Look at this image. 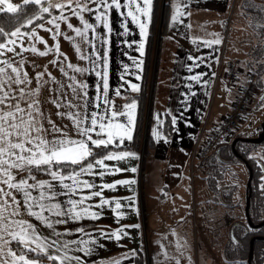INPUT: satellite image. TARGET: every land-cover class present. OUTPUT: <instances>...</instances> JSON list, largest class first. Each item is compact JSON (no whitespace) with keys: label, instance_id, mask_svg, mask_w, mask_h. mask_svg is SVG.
<instances>
[{"label":"crops","instance_id":"crops-1","mask_svg":"<svg viewBox=\"0 0 264 264\" xmlns=\"http://www.w3.org/2000/svg\"><path fill=\"white\" fill-rule=\"evenodd\" d=\"M234 1H172L171 17L161 41L156 67L152 125L155 147L149 156L145 157L143 153L135 151L111 152L108 155L118 154L121 158L105 159L106 167L95 165L89 174L80 173L76 177L81 182L87 181L93 187L84 188L81 184L77 188L72 180L63 181L64 184L73 185L74 193L61 187L60 182L54 180L46 171L43 170L41 174L34 167L31 173L21 171L15 176V181L29 175L35 176V180H28L29 184L37 181L53 184L51 190L29 189L33 197H38L42 191L56 194L54 199L41 201L50 209L53 205L60 204L59 210H67L72 208L69 201H80L89 197L76 208V211L88 208V213L81 212L79 218H71V214L56 215L58 210L52 209L42 212L47 220L45 222L30 215L22 206L21 214L11 216L9 222L23 220L35 228L39 240L31 242V247L37 248V244L45 243V237L49 244L56 241L55 247L46 248V251L58 257L56 261L59 264H135V251L167 246V241L163 242L161 238L162 234L172 237L173 246L185 247L181 236L186 200L190 193L193 152L199 138L214 132L217 125L229 114L236 94L232 91L230 103L226 104L228 99L226 100L223 92L219 95L218 106L214 107V103L211 105L217 59L221 56L228 26H231ZM119 2L122 7L118 9L115 6L101 7L100 0H97L88 8L91 11L85 9L81 12L77 9V14L74 11L64 13L49 20L51 23L47 21L32 31L20 30V35L3 42L7 49L0 48V53H3L0 61H8L13 67L20 66L32 81L28 87L38 89L37 98L42 113L39 120L44 128H52L48 123L50 120L68 138L85 140L86 137L78 134L76 120L82 121L81 128L89 127L92 119H96L98 123L128 125L129 115H119L115 120L111 116L112 112H123L130 114L132 119L131 139L123 136L121 141L114 136L113 143L108 146L119 147L132 142L137 106L129 109L128 105H136L129 100L139 92L153 0L150 18L140 16L141 22H146V34L127 15L128 11H134V6L123 7L129 4V0ZM178 6L183 15L173 20ZM141 7L144 5L141 4ZM62 16L66 19H61ZM81 16L83 20L80 19ZM85 22L93 25L94 30L85 31ZM57 24L59 28L56 27ZM69 24L73 27L69 28ZM75 28L84 31L85 35L77 36L73 30ZM9 40L15 43H9ZM33 48L37 51L33 52ZM40 51L47 54L41 56ZM0 67L6 66L0 63ZM74 68L81 71H74ZM6 71L9 75H15L11 68ZM39 73L44 74L42 81L35 78ZM132 85H136L138 91L133 90ZM227 87L230 88L229 85ZM12 90H15L14 85ZM27 99L30 102V98ZM116 102L123 104L118 111L115 109ZM8 103L15 104L17 101L10 99ZM19 103L21 108L27 107L25 100H20ZM57 103L62 106L57 107ZM70 115L74 119H70ZM167 117L172 123L169 136L165 133ZM96 131L99 132L100 129L97 127ZM107 131L120 130L113 128ZM45 135L48 140L64 138L55 131ZM89 135L96 140L105 138L96 132H90ZM88 147L105 148L103 145L96 147L91 141H88ZM44 166L48 165H41V168ZM81 168L71 172H79ZM15 171L13 169L14 173ZM60 174L67 173L60 171ZM124 180L134 183H119ZM112 184L115 185L114 188L105 187ZM0 187L12 192L17 201L25 203L22 193L8 189L6 185ZM95 193L99 195H94ZM199 198L201 202V197ZM3 199H8L9 204L12 203L7 197ZM103 200H108L109 203L102 204ZM117 201L121 205L118 209L115 207ZM32 211L40 212L41 209L32 208ZM49 223L51 227L48 226ZM4 239L9 243L4 247L3 241H0V261L4 264L25 263L16 253L15 258L9 255L10 252H15L11 245L17 240H12L7 235ZM80 249L91 251L85 254ZM36 251L40 252V249L37 248ZM182 260L184 261L179 259L176 263Z\"/></svg>","mask_w":264,"mask_h":264},{"label":"trees","instance_id":"trees-1","mask_svg":"<svg viewBox=\"0 0 264 264\" xmlns=\"http://www.w3.org/2000/svg\"><path fill=\"white\" fill-rule=\"evenodd\" d=\"M10 1L18 7V11L14 13L8 11L0 12V28L5 33L16 31L17 28L29 32L53 18L73 11V8L65 7L63 10L50 8L49 12H39L37 6L32 3L24 5L23 0ZM172 1L153 0L152 17L145 44L139 92L129 100L135 102L137 106V119L132 142L129 145L119 147H91V155L81 164H54L50 166L52 170L59 169L63 173H69L81 168L94 158L98 159L111 152L135 151L143 153L145 157L150 155L151 150L155 147L152 125L154 121L153 94L156 83V67L161 41L167 32L171 17ZM53 2L60 3L57 0H53ZM95 2L88 0L86 9L90 8ZM30 20L31 23H29ZM230 22L231 26H228L226 33V55L231 60L241 62L243 73L250 72L256 76L257 80L260 79L262 74H264V1L236 0ZM11 37L0 35V43ZM259 102H257V105ZM122 107V103H115L117 111ZM171 130L172 123L170 118L167 117L165 120V133L167 136L171 134ZM237 138L245 137L237 134L233 140L221 146L208 159L207 168L201 176L205 181L204 189L209 191L210 195L203 194L200 197L202 203H213L216 210L224 212L223 214L226 216L231 215L229 213L232 212L231 210L242 205L241 201L236 203L234 197L239 188V176L235 173L234 177L229 176L227 178L225 174L228 169L236 167L237 161L242 162L246 166L247 180L244 210H242V215H236L237 220L229 229L225 256L231 257L229 259L231 260L230 263L248 264L251 240L255 238L251 264H264V225H261L264 222V162L256 157L258 147L261 148V152L264 155V141L256 144L239 140L235 144V149H233V142ZM248 166H250L253 173L250 190L247 186L249 180ZM47 167L49 166H44L41 170H35L43 174V169ZM249 196V218L252 226L248 223L245 213ZM11 247L17 255H24L25 260L59 264L56 260L48 259L47 255L38 254L39 252L37 251H28L18 241H13ZM144 251L138 250L133 253L135 264H146Z\"/></svg>","mask_w":264,"mask_h":264},{"label":"snow or ice","instance_id":"snow-or-ice-1","mask_svg":"<svg viewBox=\"0 0 264 264\" xmlns=\"http://www.w3.org/2000/svg\"><path fill=\"white\" fill-rule=\"evenodd\" d=\"M95 2V0H92ZM32 3L37 6L39 12H49L50 8H57L63 10L65 7L72 8L71 0L69 3H54L53 0H23V4L27 5ZM88 0H76V6L80 8V11L83 12L87 8ZM101 7H112L121 8L119 0H100ZM141 4L144 7H141ZM152 0H129V4L123 5V7L134 6V11H128L127 15L132 18L133 21L139 24L141 31L145 32L146 22H141L140 16L150 18V10H151ZM0 5H4L2 10H6L8 12H17L18 7L14 6L10 0H0ZM91 11V9H88ZM74 14L75 10L73 9ZM106 15V14H105ZM183 13L180 11V7H177L176 16L173 17V20H176L179 16H182ZM42 18V17H41ZM61 19H66V17H60ZM83 20V17H80ZM100 19V17H97ZM51 23V21H49ZM31 23V20L29 21ZM59 28V25H56ZM69 28L73 26L71 24L68 25ZM85 31L87 29H93L94 27L91 24L84 23ZM77 36H84L85 32L81 31L79 28L73 29ZM110 30V29H109ZM20 29L17 28L16 31L5 33L2 28H0V35H8V36H18L20 35ZM146 34V32H145ZM219 41H215L218 43ZM9 43H15V41L9 40ZM141 49H143V44H141ZM0 48L7 49V45L0 43ZM11 51V49H8ZM33 52H36L37 49L33 48ZM47 53L40 51L39 55L43 56ZM3 55V53H0ZM83 58V57H82ZM6 67H0V185H6L8 189H15L17 192L22 193L25 203H21V201H17L16 197L12 194V192L7 191L4 187H0V241H3V246L7 247L9 243L8 240H5V235L10 236L12 240H17L20 244H22L28 251H36L37 248L40 249L38 254H44L48 256V259L56 260L58 257L50 255L47 253L46 248H53L56 245V241H52L50 244L47 243L48 238H44L43 244H37V248H33L30 246L31 242H35L39 240V234L36 233L35 228L31 224H27L23 220H11L9 222V218L11 216L20 215V208L23 206L25 211H27L30 215L37 217L38 219L45 220L43 217V211H51L52 209H57L55 212L56 215L64 216L71 214V218H79L81 216V212L87 214L88 208H84L81 211H76L78 204H82L83 200L88 199L89 197H84L80 201H69L72 204V208L67 210H59L61 208L60 204H55L52 206V209L48 208L47 205L41 203V201L45 199H54L55 195L51 191L49 192H40L38 197H33L31 191L29 189H44L48 188L51 190L54 185L44 181H37L35 184H29L28 180H35V176L29 175L28 177H22L20 180L15 181V176L19 175L21 171L31 173V169L34 167L37 170H41V165H48L49 167L44 168L50 176L53 177L54 180H58L60 182V186L67 189L69 192H75L73 185L76 187H80L82 184L84 188H91L93 185L89 184L87 181H79L76 177L80 173L89 174L91 169L95 165H100L106 167L104 164V160L108 159H119L121 155L105 154L102 159H93L89 161L86 165H84L79 172H69L67 174H60L61 170L53 171L51 169V165L53 164H79L83 160H85L89 155H91V149L88 147V141L96 146L100 147L101 145L107 147L108 144L113 143V137H118L121 141L123 136H127V138L131 139V127L132 119L130 114L123 112H112L111 116L113 120L116 119L119 115H129L128 125L125 124H105L98 123L96 119L91 120V124L87 128H81L80 125L82 121L76 120L75 123L77 125L78 134L86 137L85 140H74L67 137V134L63 133L60 128H56L52 121H48L49 124L52 125V128H44L41 124L39 117L42 115L39 104L40 101L37 98L38 89L29 88L32 81L28 78V73L23 71L20 66L13 67L8 61H0ZM69 67H73L69 65ZM7 68H11V72L15 75H9L6 71ZM74 71H81L79 68H74ZM43 73L37 74L35 77L37 80H43ZM15 86V90H12V86ZM107 87V85H105ZM6 88L8 90H6ZM133 90H137L136 85H132ZM27 98H30V102ZM16 100L17 103L12 104L8 103V101ZM20 100H25L27 107H20ZM59 103H57V107H61ZM136 105L130 104L128 105L129 109H135ZM70 119H74L71 115ZM97 127L100 129L99 132L96 131ZM118 129L119 132H110L108 129ZM55 131L59 133L64 138H57L53 140H48L45 133ZM90 132H96L97 135H102L105 138L102 139H92V136L89 135ZM122 133V135H121ZM15 169V173L13 172ZM135 171V169H133ZM72 180L73 185L64 184V180ZM15 181V182H13ZM121 184L134 183V181H119ZM105 187L114 188L115 185H105ZM61 195L67 193H60ZM94 195H99V193H95ZM7 197L11 200V204H9L8 199H3ZM108 200H103L102 204H108ZM100 205H97L99 207ZM115 207L118 209L121 207L120 203L117 201L115 203ZM32 208L41 209L40 212L32 211ZM11 209V211H9ZM95 215V214H93ZM64 221H58V223H62ZM49 227L52 225L49 223ZM59 235V234H57ZM113 235H117L113 233ZM86 243V242H82ZM67 247V245H64ZM85 251V254L90 252V249H80ZM59 251V249H57ZM13 258L16 257L15 252H10ZM66 258V257H65ZM20 260L25 261V264H29L28 261L25 260V256L21 255L19 257ZM79 261L80 258L76 257ZM0 264H4L3 261H0ZM31 264H39L38 261H32Z\"/></svg>","mask_w":264,"mask_h":264},{"label":"rangeland","instance_id":"rangeland-1","mask_svg":"<svg viewBox=\"0 0 264 264\" xmlns=\"http://www.w3.org/2000/svg\"><path fill=\"white\" fill-rule=\"evenodd\" d=\"M57 1L64 4L69 3V0ZM10 2L14 6H16L12 1ZM234 3L236 5V0L234 1ZM71 4L74 10L80 9L76 6V0H71ZM3 8L4 5H0V12L4 11L2 10ZM226 40L227 35L224 40V45H226ZM220 57L221 56L218 57L217 62L219 61ZM225 57L229 59L227 55H225ZM241 81L242 80H240V82ZM225 84L228 86L226 81H220L214 87L211 103V105H213L214 103V107L218 106L220 100L219 95H221L223 92H225L226 100L228 99L226 104L230 103L233 93L232 91L235 92V88H237L240 83L236 82L231 84L232 88H230L232 90ZM255 84L259 90V94L261 93V99L259 98L260 100H257L256 103L252 106L249 113L244 118L243 123L240 125L239 130L237 131V134H241L247 139L259 138L263 133L264 74H262V76L258 80L255 76ZM257 102H259L258 105ZM256 153V157L264 162V155L262 154L260 147H258ZM235 173H237V175L239 176V188L236 196H234L235 202L239 203L241 201L240 203H242V205L231 210L232 212H229L231 215L224 218L222 216L224 215V212L222 213L219 210H216L213 203L205 202L204 204L202 203V201L200 202V195H210L209 191H205L204 189L205 181L202 179V173L193 178L190 176V193L187 196L186 200L187 203L184 216V225L182 227L184 229L181 236L185 247L178 248L177 245L173 246L172 237H168L167 234H162L161 238L163 242L167 241V246L165 248L159 249H146L144 251L146 255V264H177L176 261L179 259H184V261L182 260L178 264H240L230 263L231 260L229 259H231V257L225 256L227 239L230 232L229 229L236 222V215H242V210H244L245 185L247 180L246 166L242 162L237 161L236 167L234 166L231 169H228L225 175L227 176V178L229 176L234 177ZM168 242H171V244H169ZM26 261H28L29 264H31L32 262L31 260Z\"/></svg>","mask_w":264,"mask_h":264},{"label":"built area","instance_id":"built-area-1","mask_svg":"<svg viewBox=\"0 0 264 264\" xmlns=\"http://www.w3.org/2000/svg\"><path fill=\"white\" fill-rule=\"evenodd\" d=\"M224 47L225 45L216 67L215 85L220 81H226L230 87L236 82L240 84L235 88L236 94L229 114L217 125L214 132L207 137L199 138L191 161L190 176L192 178L206 170L208 159L216 150L236 137L244 118L261 97L255 84V75L250 72L243 73L240 61L226 58Z\"/></svg>","mask_w":264,"mask_h":264},{"label":"water","instance_id":"water-1","mask_svg":"<svg viewBox=\"0 0 264 264\" xmlns=\"http://www.w3.org/2000/svg\"><path fill=\"white\" fill-rule=\"evenodd\" d=\"M239 140L244 141V142H249V143H256V144L257 143H261L262 141H264V125H263V133H262V135L259 138H256V139L237 138L233 142V149H235V144ZM248 169H249V180H248L247 186H248V188L250 190L251 189V182H252V178H253V173H252V170H251L250 166H248ZM249 206H250V196L247 198L245 213H246V216L248 218V223L250 224V226H252L251 220L249 218ZM261 225H264V222ZM254 242H255V238H253L251 240V244H250V255H249V259H248V264H251V259H252L253 250H254Z\"/></svg>","mask_w":264,"mask_h":264}]
</instances>
